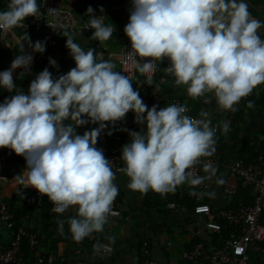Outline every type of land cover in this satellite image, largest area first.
I'll return each instance as SVG.
<instances>
[{"label":"clouds","instance_id":"1","mask_svg":"<svg viewBox=\"0 0 264 264\" xmlns=\"http://www.w3.org/2000/svg\"><path fill=\"white\" fill-rule=\"evenodd\" d=\"M248 7L245 0H131L124 28L131 42L126 61L151 84L149 74L156 71V62L166 59L169 65L164 72L176 87L186 86L189 97L210 93L218 111L235 112V105L264 84V39L258 32L264 22L252 18ZM94 12L87 8L90 19L84 27L93 30L92 40L107 41L113 36L112 24ZM38 13L37 0H10L7 10L0 11V32L7 36ZM61 34L76 66L55 80L45 68L31 81L28 94L17 91L0 104V148L26 160L23 174L16 178L23 188L46 196L54 205L53 213L75 209L76 216L68 219L75 242L102 233L108 217L116 215L112 208L118 196L116 174L112 162L95 145L109 122L122 120L129 111L138 125L146 126V130L129 132L130 142L121 149L124 166L118 171L129 178L130 191L144 195L151 190L166 196L178 186L195 187L216 177L217 169L210 161L203 163L205 175L194 170L202 158L216 152L217 129L211 126L207 111L194 119L185 114L189 110L185 105L149 109L129 77L115 71L102 53L92 48L85 51L67 31ZM30 47L43 53L45 42L36 41ZM19 51L22 54L10 68L0 72V88L10 93L15 89L13 72L23 69V77L33 60L32 55L23 54L22 44ZM49 64L57 66L51 58ZM247 106L251 108L252 102ZM65 120L73 123L65 124ZM88 123L99 126L77 135L76 127ZM222 131L227 134L228 122ZM215 182L224 183L219 178ZM58 227L63 232L64 222L58 221Z\"/></svg>","mask_w":264,"mask_h":264},{"label":"crops","instance_id":"2","mask_svg":"<svg viewBox=\"0 0 264 264\" xmlns=\"http://www.w3.org/2000/svg\"><path fill=\"white\" fill-rule=\"evenodd\" d=\"M40 1L37 0L39 13L41 15ZM70 0L69 6L75 15V33L70 34L74 42L79 44L85 51L92 48L97 53L103 54V59L110 60L114 65L115 71L121 72V65L113 60L115 54L123 51L122 35L124 28L129 22L131 0ZM248 4V10L257 20L264 22V0H245ZM91 6L96 16L103 15L107 18L105 23H111L114 31L113 36L107 41L92 40L93 30L85 29L84 24L90 19L86 15L87 8ZM104 11L101 13L100 8ZM261 38L264 37V28L258 30ZM45 31H35L31 34L11 33L4 36L0 32V72L8 70L12 61L20 53L19 48L23 45V54L33 56L32 63L28 72L21 77L23 69H17L13 72V81L15 89L10 93L0 88V104L5 99H10L16 95L17 91L28 94L29 86L32 80L48 68L53 79H58L60 75L68 73L76 65L66 48V37L62 34L57 37L59 45L56 50L51 52L49 59H53L60 66L53 67L50 64L42 67L36 64L39 52H33L30 47L36 41H42ZM28 36V40H27ZM159 75L168 78V84L164 86L166 93L165 106L172 104L174 98H179L186 106L191 109V114L200 116L201 103L198 99L189 97L186 93V86L176 87L174 79L164 72L169 62L165 59L159 62ZM132 81V87L139 92L140 98L150 109L154 103L150 98V89L142 86L144 78L138 73ZM253 94V93H252ZM255 100L264 101L262 96L254 94ZM253 99V100H254ZM249 108L239 106L237 111L232 113L230 119L223 111H218L214 107L207 112L212 123L219 126V143L216 144V150H219L222 159L226 164H234L237 161H244L246 164L257 162L258 157L264 156V105L254 104ZM146 115V113H145ZM229 123V131L224 134L222 131L223 123ZM65 124L71 123L65 120ZM222 123V124H221ZM98 124L88 123L83 132H77V135H83L87 131L98 127ZM131 127L136 130H146V126L138 125L135 122V114L129 111L125 117L112 124L98 137L96 147L103 150L108 159L109 154L115 147V134L118 130ZM111 131L112 134L108 135ZM258 145L259 151H263L257 158L248 162L247 157L251 155L254 145ZM8 148H0V154L8 152ZM247 159V160H246ZM25 167L22 159L18 158L13 162V166L4 172V179L0 180V190L3 198L11 206L12 211L17 218V223L23 225L28 231L34 232L39 238V244L36 246L37 252L43 256L54 255L56 264H68L72 261L84 260L95 264H142L144 261L142 249L146 243H150L153 256L160 264H206L203 262H187L184 254L190 250L196 242H204L209 248L219 247L225 238L227 231L221 235L211 233L205 228L207 217L196 214L193 210L196 206L194 198L190 197L189 188L184 185L181 199H189L194 205L189 203L183 205L179 203L180 208L172 209L166 205L162 197H157L151 190L147 194L132 192L127 188L130 182L129 178L123 174H116L114 183L120 187L119 202H116L120 216L115 220L112 215L108 217V222L104 226L102 233H93L94 240H86L77 243L73 240L69 232L68 219L76 216L75 209H70L61 216L51 211L52 206L41 208L44 200L35 189L23 188L19 179L16 177L23 174ZM202 175L205 173L202 170ZM223 179V184H217L216 179ZM212 187L209 193L214 196L204 195L203 200L207 201L213 209L233 208L236 209L241 203L251 204L254 201L253 191L250 187H245L239 178L230 177L228 171L217 170L216 177L208 181ZM34 198L36 203L33 207L26 205V200ZM40 199V200H39ZM46 205V204H44ZM58 221L64 222L63 232L59 231ZM14 239V231L9 230L0 221V247L8 249ZM55 245V248H53ZM96 245L97 247H94ZM98 247H105L110 251V255L105 258H97L95 250ZM251 263L258 264V257L251 253ZM35 255L34 260L35 261ZM32 261V262H33ZM18 264H24L20 262Z\"/></svg>","mask_w":264,"mask_h":264},{"label":"built area","instance_id":"3","mask_svg":"<svg viewBox=\"0 0 264 264\" xmlns=\"http://www.w3.org/2000/svg\"><path fill=\"white\" fill-rule=\"evenodd\" d=\"M70 0H41L40 10L41 15L37 17H27L24 20V27H16L11 30V33H23L31 34L35 31L44 30L45 33L42 37V41L45 42V51L41 53L36 61V64L42 67L49 64V57L53 50H56L59 42L57 37L61 35L63 31H67L69 34L75 33V15L73 10L69 6ZM101 2H103L101 0ZM49 10H53L51 13ZM1 11V2H0ZM113 27V26H112ZM114 29V28H113ZM92 30V29H90ZM9 33V34H11ZM122 41L124 44L123 51L115 54L113 60L121 65V73L127 75L130 80H134L138 71L131 66L125 58V52L131 50V42L125 34L122 35ZM264 39V37L262 38ZM157 63V69L154 73H151L152 83H147V78H144L142 86L150 89V98L154 105L165 107L166 93L164 86L168 84V78L166 76L159 75V63ZM56 67L60 64L57 62ZM257 96L264 98V84L257 86L253 92ZM251 93V94H252ZM250 94V95H251ZM243 98L239 104L235 105L238 109L240 106H246L251 101V96ZM201 103V111H208L214 107H217L216 100L212 94H206L204 97L196 98ZM172 104L185 105L179 98H174ZM186 106V105H185ZM186 115L200 119V116H194L191 114V109ZM224 112V111H223ZM232 119L231 111L224 112ZM86 118V117H85ZM71 123H73L71 121ZM222 124V123H221ZM211 126L216 128V135L219 133V126L212 123ZM86 129V125L76 127L75 131L83 132ZM140 132L131 127H126L122 130H118L115 134V147L108 156V159L112 162L113 171L118 174H123L118 171L119 168L124 166L122 160H120L122 147L130 142L129 132ZM83 136V135H80ZM96 146V145H95ZM22 159L23 166L26 168V160L22 156H17L13 151L9 150L6 153L0 154V180L4 179V172L13 166V162L18 159ZM210 161L213 167L218 171L226 169L230 177L239 178L242 180L245 187H250L253 191L254 201L251 204L241 203L233 208H221L213 209L207 201L203 200L204 195L212 190V187L208 181H205L202 185L189 187L190 197L194 198L196 206L194 212L196 214L205 215L207 222L205 228L211 233L221 235L224 231H227L225 238L222 240V244L219 247L209 248L204 242H196L193 247L186 251L184 257L187 262H203L206 264H250L251 253H254L258 257V264H264V156H260L256 163L246 164L240 160L234 164H226L219 150H216L212 157L202 158L201 163L195 166L197 174L202 175L203 163ZM118 187V196L114 200L112 205L113 211L116 215H112L113 219H117L120 216L118 206L116 202H119L120 187ZM184 185H181L182 187ZM183 192V189H182ZM199 193V194H194ZM154 194L167 199L170 196L168 193L166 196H161L158 193ZM36 203L34 198L26 200L28 207H33ZM54 205H52L53 207ZM172 209L180 208L177 203L171 204ZM58 216H61L58 214ZM15 215L11 206L3 198L0 190V221L9 229L16 228ZM86 240H94L92 236L85 238ZM38 237L34 232L28 231L23 225L17 228L11 247L3 249L0 247V264H18L22 262V246L24 241L28 242L29 248L34 251L37 246ZM110 255V251L105 247H98L95 250V256L97 258H105ZM142 256L144 261L142 264H160V262L154 258L150 243H146L142 249ZM35 261L29 264H56V258L54 255L43 256L39 252H35ZM68 264H95L84 260L72 261Z\"/></svg>","mask_w":264,"mask_h":264},{"label":"trees","instance_id":"4","mask_svg":"<svg viewBox=\"0 0 264 264\" xmlns=\"http://www.w3.org/2000/svg\"><path fill=\"white\" fill-rule=\"evenodd\" d=\"M0 2H1V11H6L10 0H0ZM250 96H251V101H252L255 98L254 97L255 95L251 94ZM253 102H254V104L261 103L260 100H255V99L253 100ZM262 105H264V101L261 103V106ZM216 140H217L216 144H218L220 142L219 141V137ZM263 151H259L258 145L255 144L254 147L251 150L249 149V152H251V155L249 157H247L248 160L247 159L246 160L248 162L254 161L257 158V156L260 155ZM182 188H183L182 186H178L177 189L175 190V192L170 193V196L167 199L163 198L166 201V205L167 206H170L171 204H174V203H177L178 205H179V203H182L183 205L187 204V206L189 205V203L194 205V202H191L187 198L185 200L181 199L180 196L182 195ZM156 196L160 197L158 195H156ZM40 199L45 201L44 203H42L41 208H48V206L49 207L52 206V204L48 201V198L46 196H42V197H40ZM44 204H46V205H44ZM17 218H21L20 215L19 216L17 215ZM53 248H55V245H54ZM36 251H37L36 249L34 251H32L29 248L28 242L24 241L23 246H22V251H21V253H22V262L24 264L31 263L34 260V255H35Z\"/></svg>","mask_w":264,"mask_h":264},{"label":"rangeland","instance_id":"5","mask_svg":"<svg viewBox=\"0 0 264 264\" xmlns=\"http://www.w3.org/2000/svg\"><path fill=\"white\" fill-rule=\"evenodd\" d=\"M153 192V191H152ZM154 193V192H153ZM156 195V194H155ZM15 225H16V228L15 229H13L12 231H14V234H15V232H16V230H17V228H19L21 225H19L18 223H17V219H16V217H15ZM39 244V238H38V240H37V245Z\"/></svg>","mask_w":264,"mask_h":264}]
</instances>
